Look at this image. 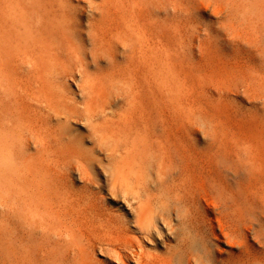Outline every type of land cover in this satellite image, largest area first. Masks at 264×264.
I'll list each match as a JSON object with an SVG mask.
<instances>
[{
    "label": "bare ground",
    "instance_id": "bare-ground-1",
    "mask_svg": "<svg viewBox=\"0 0 264 264\" xmlns=\"http://www.w3.org/2000/svg\"><path fill=\"white\" fill-rule=\"evenodd\" d=\"M195 76L264 103V0H0V264H264V128Z\"/></svg>",
    "mask_w": 264,
    "mask_h": 264
},
{
    "label": "rangeland",
    "instance_id": "rangeland-1",
    "mask_svg": "<svg viewBox=\"0 0 264 264\" xmlns=\"http://www.w3.org/2000/svg\"><path fill=\"white\" fill-rule=\"evenodd\" d=\"M205 19L207 18V15L204 16ZM212 39L211 40L213 42V45H209V47L207 48V50L205 51V55L207 56L206 57V62H201V65L203 64V66L201 67L202 70L203 68L206 69V71L203 70V73H205L206 75L208 74H211L212 72L214 73L212 76L210 75L209 77H214L216 78L217 74H218V77L219 79H223V80H228V79H231L235 76H238L239 72L237 71V67H244L245 66V59L243 58V55L241 52H238V51H234L232 48L230 47H227V46H224V47H220V46H217L216 44L217 43H221L220 40L223 39V35L222 34H218V35H214L212 34ZM211 46H212V50H208L209 48L211 49ZM198 51H203L201 49H198ZM240 53V54H239ZM211 54L213 55L212 57H216V61H215V65H219L218 63L220 62L221 64L219 66H215L212 64L214 63V58L210 57ZM221 54V55H220ZM224 55H226V59L225 57H223ZM227 55H228V58H227ZM231 55V56H230ZM223 58H224V61H223ZM236 58V59H235ZM213 59V60H212ZM234 59V60H233ZM196 61L194 62H198L200 60L199 59H195ZM212 60V62L210 61ZM210 61V62H209ZM223 63V64H222ZM207 66H206V65ZM211 65L212 67V70L213 69H216L214 71H212L211 69H208V65ZM229 67H232L230 68L231 71H227V66ZM227 68H226V67ZM207 67V68H205ZM210 67V66H209ZM225 67V68H224ZM218 68L220 69L218 71ZM222 68V70H221ZM224 68V69H223ZM235 68V70H234ZM242 68H241V71H242ZM208 69V70H207ZM228 69V70H230ZM224 70V71H223ZM239 70V69H238ZM211 71V72H210ZM216 71V72H215ZM218 72V73H217ZM226 72V73H225ZM236 72V73H234ZM238 72V73H237ZM224 73V74H223ZM208 74V75H209ZM220 74L223 76H220ZM207 75V76H208ZM215 75V76H214ZM196 77V78H195ZM194 80H192L193 82L191 83H195L194 81H196V83L198 84H192V85H189L191 84L190 82L187 83L186 79L180 77L178 78V83H179V86H178V89H179V98L185 96L188 91L189 93L193 94V98L191 97V101L194 105H192L195 109L198 110L199 106V110H204V109H208V113L210 114V117L211 119L214 117H219V122H220V126L223 127V131L225 132V137L224 139L225 140H230L231 138L235 137L240 141L241 145L243 146L244 144H249L250 142L253 143V142H256V141H259L260 139V135H257V132L253 133L254 131H257L259 130L261 132V129L264 128V127H261V123L264 122V103L262 100L258 101L257 98H255V96L251 95V93H245V92H242V89H240L238 92L239 94H234V95H228V96H219L216 94V92L213 91V95L212 97H210L209 99H206L207 97H202L201 95H203V93L200 91V86L201 84L203 83V79L198 76H195ZM186 81V82H185ZM183 82V83H182ZM200 83V84H199ZM186 84L188 85V87L186 86ZM185 85V86H184ZM196 85V86H194ZM199 85V86H198ZM190 86H191V89H192V86H193V89L196 88V89H190ZM189 89V90H188ZM188 90V91H187ZM182 91V93H180ZM193 91V92H192ZM196 92V94H195ZM199 96V97H198ZM201 96V97H200ZM236 96V97H235ZM198 97L199 101H197L196 98ZM218 97V98H217ZM222 97V98H221ZM235 97V98H234ZM201 98V99H200ZM217 98V99H216ZM196 99V100H195ZM214 99V100H213ZM205 100V101H204ZM208 100V101H207ZM210 100V101H209ZM237 100V101H236ZM195 101L196 104L197 103H201V104H195ZM203 101V103L201 102ZM213 103V106L211 105ZM215 102V103H214ZM208 103V104H206ZM204 105V106H203ZM210 107H208V106ZM219 106V107H218ZM205 107V108H203ZM208 107V108H206ZM216 107V108H215ZM181 109V107H180ZM222 109V110H221ZM211 111V112H210ZM214 111V112H213ZM219 111V112H218ZM236 111V112H235ZM233 113L234 115L230 114V113ZM223 113V114H222ZM229 114V115H225V114ZM253 113H256L257 117L255 119H252V117H249L247 118V116H252ZM215 115V116H214ZM223 115V116H222ZM247 115V116H246ZM214 116V117H213ZM222 116V117H221ZM231 116V117H230ZM232 118L230 120V118ZM258 118H260V121L258 120ZM262 118V119H261ZM235 119V120H234ZM249 119V120H248ZM234 120V121H232ZM258 120V122H257ZM238 121V122H237ZM230 122L232 123V127L230 128L231 124ZM252 122V124H250ZM246 125V128L247 130L245 129V126L244 127H241L243 126V124ZM255 123V124H253ZM258 123V124H257ZM226 124V125H225ZM230 124V125H229ZM242 124V125H241ZM248 124V125H247ZM259 124H260V127H259ZM229 125V126H228ZM235 125V127L233 128V126ZM241 125V126H240ZM249 125L251 127H249ZM240 126V128H239ZM257 126V127H256ZM239 128V130H238ZM242 128V129H241ZM255 128H258V129H255ZM229 129V130H228ZM235 129V131L233 130ZM253 129V130H252ZM233 130V131H232ZM238 131V132H236ZM243 131H249L248 133L246 132H243ZM242 132V133H241ZM251 132V133H250ZM240 133V134H239ZM244 136H243V135ZM228 135V136H227ZM248 135V136H247ZM232 136V137H231ZM247 136V137H245ZM228 137V138H227ZM244 137V138H242ZM230 138V139H229ZM240 138V139H239ZM242 139V140H241ZM253 141V142H252ZM246 145H244L245 147ZM230 181V176L228 175L227 177ZM249 187V186H248ZM250 188V187H249ZM248 190H251V189H248ZM245 196L247 197V199L249 200L251 198V191H246L245 192ZM108 201V200H107ZM109 204L111 205H115L112 201H108ZM126 214V213H125ZM256 216H258L257 213H254ZM252 222L254 224H258L256 221H255V218L252 219Z\"/></svg>",
    "mask_w": 264,
    "mask_h": 264
}]
</instances>
